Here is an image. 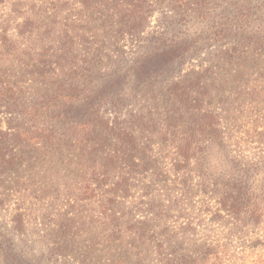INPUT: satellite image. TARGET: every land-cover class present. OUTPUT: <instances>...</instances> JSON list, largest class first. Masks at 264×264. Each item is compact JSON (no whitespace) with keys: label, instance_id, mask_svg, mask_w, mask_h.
<instances>
[{"label":"trees","instance_id":"1","mask_svg":"<svg viewBox=\"0 0 264 264\" xmlns=\"http://www.w3.org/2000/svg\"><path fill=\"white\" fill-rule=\"evenodd\" d=\"M7 1L11 9L0 25V62L20 63L32 89L25 94L0 75V113L9 118L8 130L0 126V160L12 166L18 160L19 145L61 151L72 144L79 130L87 132L84 136L91 145L99 141L89 154L104 167L98 175L102 190L99 213L108 234L102 243L87 242L84 246L85 236L87 241L93 239L91 233L79 228V215L68 218L56 237L64 238L68 248L74 246L72 253L80 257L75 264H99L95 263L98 254L106 257L115 252L118 254L106 259L105 264H225L228 244L214 245L195 238L201 232L195 222L178 228L170 224L171 210L161 203L164 201H152L150 211L143 206L135 213L118 210L121 201H128L139 187L146 190L147 199L153 200V191L145 183L150 177L158 180L163 176L156 171L164 159L153 149L156 137L174 146L176 168L186 176L185 189L190 176L202 180L201 191L214 201L210 206L214 210L212 222L220 224L227 218L234 222L241 239L250 231L255 233L248 242L245 239L247 249L264 246V180L259 179L263 160L233 165L232 174L228 169L222 174L210 171L212 147L225 149L219 114L213 109L218 89L215 83L206 82L209 77L205 71L196 78L181 77L188 64L216 46L231 45L220 54V62L227 67H243L244 51L258 43L252 35L254 27L259 29L258 34L264 32L259 3L263 0H74L93 26L86 28L88 31H110L120 37L138 35L162 5L172 9L185 29L192 21L206 26L204 37L160 39L134 62L120 61L113 74L98 69V54L80 53V42H94L80 32L77 44L68 30L69 21L58 19L55 12L26 11L29 3L37 7L35 0H0V4ZM13 35L23 45L16 43ZM131 73L137 81L132 92L127 91ZM174 75L180 79H172ZM213 81L217 83L218 79ZM223 98L219 102L228 105L229 97ZM143 99L155 105L158 112L135 113L133 106ZM44 118L50 121L40 123ZM234 162L237 160L233 157L230 163ZM88 190L94 191L91 186ZM77 249L84 254L78 255ZM249 257L250 262L240 264H264V254L251 253Z\"/></svg>","mask_w":264,"mask_h":264},{"label":"rangeland","instance_id":"2","mask_svg":"<svg viewBox=\"0 0 264 264\" xmlns=\"http://www.w3.org/2000/svg\"><path fill=\"white\" fill-rule=\"evenodd\" d=\"M8 2L0 4V25L10 14L11 6ZM35 3L36 8L29 3L25 10L41 13L48 11V14L55 12L58 19L69 21L68 30L77 44V40L81 39L80 36L77 37L80 32L94 42H80L79 46L76 44L77 49L82 50V55L95 57L98 54L95 57L97 67L104 74H113L120 61L134 62L144 54L146 47L159 44L160 39L180 41L206 35L202 34L206 29L202 22L198 24L192 21L194 23H190L188 29L183 28L175 19L172 9L166 5L153 11L140 34L120 37L110 31H88L93 26L74 0H35ZM259 3L262 4L261 15L264 17V2ZM259 32L254 27L252 35L257 37L258 43L250 51H244L246 61L243 67H227L220 62V54L231 45L216 46L208 51L204 50L181 74V77L187 75L189 79L196 78L198 73L205 71L209 77L206 82H213L217 86L218 91L215 93H218V97L213 109L219 114V128L225 136V149L217 145L212 147L210 171L215 174H222L225 169L232 174L235 172L233 165L241 166L262 159L259 179L264 180V32L258 34ZM13 39L20 46L23 45L16 35H13ZM96 49L101 50L95 51ZM22 68L20 63L2 61L0 75L11 86H16L27 94L32 88L29 86L30 82L26 81ZM133 77L131 73L127 91L130 89L132 92L137 85ZM215 78L218 79L217 83L213 81ZM172 79L177 81L180 77L174 75ZM225 97H229L230 103L223 106L219 99ZM132 109L143 115L158 112L157 107L146 99L135 104ZM49 119L44 118L40 123L49 122ZM8 120L7 116L0 113V126L4 130H8ZM86 133L82 130L76 132L75 138L72 136V144L61 151L46 149L41 145H19L18 160L12 166L0 160V264H75L80 257L72 253L74 246L70 245L68 248L64 238L56 237V231L64 228L68 218H78L77 215L81 217L76 222L79 228L90 232L93 237L87 241L85 236L84 246L88 243H102L105 239L108 233L104 231L100 219L102 190L98 186V175L104 167L100 165L99 159H92L90 156L93 154H89L90 149L99 141L96 139L95 144L91 145L88 137L84 136ZM153 141L155 153L162 157L164 155L156 171L163 176H159L158 180L150 177L145 183L153 191V200L147 199L146 190L139 187L132 192L128 201H121L122 205L118 210L122 213H135L142 206L144 209H151L152 201L157 204L164 201L161 203L171 210L170 224L178 228L188 222H195L201 231L195 238L201 237L214 245L218 242L221 245L228 244L225 264L248 263L252 260L249 257L251 253L264 254V246L254 250L246 248L247 238L255 234L252 231L245 237L246 242L241 239L240 232H236L233 221L226 218L220 224L212 222L214 210L210 206L214 205V201L209 200L201 191L202 180L197 176H190V184H185V189L183 184L186 176L176 168L174 146L166 145L160 137ZM233 157L237 162L230 163ZM90 186L94 191L88 190ZM185 203L188 206H183ZM77 246L79 245L75 247ZM57 247L60 250H56ZM77 254H84V250L77 249ZM108 254L106 257L98 254L95 263L105 264L108 262L106 259L118 252Z\"/></svg>","mask_w":264,"mask_h":264}]
</instances>
